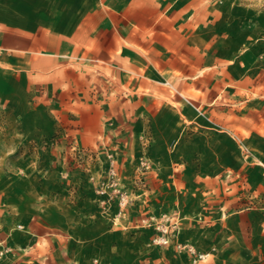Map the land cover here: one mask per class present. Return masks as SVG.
<instances>
[{"label": "rangeland", "instance_id": "rangeland-1", "mask_svg": "<svg viewBox=\"0 0 264 264\" xmlns=\"http://www.w3.org/2000/svg\"><path fill=\"white\" fill-rule=\"evenodd\" d=\"M216 1L264 60V0ZM250 100L242 127L164 110L94 142L32 100L6 109L0 264H264V96Z\"/></svg>", "mask_w": 264, "mask_h": 264}, {"label": "crops", "instance_id": "crops-1", "mask_svg": "<svg viewBox=\"0 0 264 264\" xmlns=\"http://www.w3.org/2000/svg\"><path fill=\"white\" fill-rule=\"evenodd\" d=\"M261 53L216 0H0V114L33 101L85 122L90 142L104 122L164 110L242 127L264 96Z\"/></svg>", "mask_w": 264, "mask_h": 264}]
</instances>
